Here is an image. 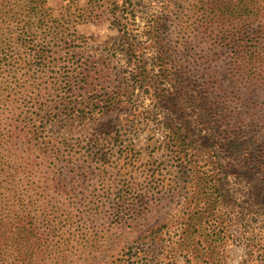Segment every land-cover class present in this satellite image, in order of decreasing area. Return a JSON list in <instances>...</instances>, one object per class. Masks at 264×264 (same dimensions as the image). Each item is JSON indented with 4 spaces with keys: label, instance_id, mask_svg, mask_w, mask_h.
<instances>
[{
    "label": "trees",
    "instance_id": "1",
    "mask_svg": "<svg viewBox=\"0 0 264 264\" xmlns=\"http://www.w3.org/2000/svg\"><path fill=\"white\" fill-rule=\"evenodd\" d=\"M167 1L138 37L131 29V2L111 0L117 34L99 46L102 50L91 51L82 46L77 30L76 19L91 16L79 0L56 8L49 0H0L2 64L25 76L16 81L22 103L0 118V264H67L72 242H61L67 232L62 223L77 203L62 184L76 181L87 168L101 174L109 164L131 166L138 143L153 153L168 152L173 176L163 187L156 177L163 176V167L152 169L151 190L166 188L168 195L161 198L162 219L141 231L139 239L158 251L137 246L124 254L128 259L137 254L159 264L182 259L185 264H227V247L236 238L233 226L246 230L253 205L264 207V127L255 133L261 120L235 89L218 83L213 69L199 80V71L186 70V58L170 59L182 51L186 56L192 34L189 27L178 29L171 15L183 10L175 0ZM263 2L205 0L200 5L203 19L195 27L230 53L231 72L260 76ZM114 112L128 119L77 143L46 135L61 116L90 122ZM17 140L31 149L29 156L14 149ZM117 175L116 191L109 186L105 193L114 209L123 207L129 195L123 175ZM241 176L251 183L255 201L233 190L232 180Z\"/></svg>",
    "mask_w": 264,
    "mask_h": 264
},
{
    "label": "rangeland",
    "instance_id": "2",
    "mask_svg": "<svg viewBox=\"0 0 264 264\" xmlns=\"http://www.w3.org/2000/svg\"><path fill=\"white\" fill-rule=\"evenodd\" d=\"M68 1L49 0V4L56 8L60 3L65 4ZM129 1L132 9V15L129 17L133 23L131 29L138 37L142 36L147 23L162 14L163 7L168 4L167 0ZM204 2L205 0L174 1L181 7L184 15L176 16L173 13L171 16L177 17L178 29L182 27V31H185L189 27L187 33H191L192 37L189 48L185 51L186 56L183 57L182 51L171 54L170 59L179 61L186 58L184 62L186 70L199 71L200 73L195 74V78L199 80H204V71L213 69L218 83L235 89L243 100L249 103V109H254L253 113L261 120L255 133L260 135V129L264 127V65L260 67V70L258 68L260 76L256 77L245 72L244 74L231 72L228 68L231 61L230 53L225 52L220 45L216 46L207 37L199 35L200 32L195 27L203 19L200 5ZM110 3L111 0H79L78 2L79 6L87 7L91 14L87 18L76 19L77 30L82 35V46L88 50H102L101 47L105 42L117 34L112 25ZM170 7L173 5L170 4ZM81 19L85 20L81 21ZM171 29L174 31V28ZM260 51L264 54V43ZM1 58L0 50V118H6L17 103H22L17 100L18 96L15 93L16 81H23L25 76L23 73H15L14 68L9 65L2 64L4 60ZM148 104L149 101L145 100L146 107ZM125 119L128 117L122 112L110 113L90 122L77 117L61 116L49 125L46 135L52 140L61 143L67 140L69 144H73L78 140L90 138L104 127H118L119 121ZM142 127L140 126V129ZM141 131L139 130L138 133L140 134ZM248 131H250L248 135L251 136L252 129L249 128ZM17 142L18 145L14 149L29 156L31 149L20 140ZM136 150L137 161H134L131 166L123 162L119 165L109 164L101 169V174L98 169L87 168L76 177V181H66L62 184L67 185L69 195L74 198L72 201L77 203L70 212L64 213L65 222L62 223L66 225L67 232L61 237V242H72V249L65 258L67 264H159L152 258L139 259L135 256L137 254H133V257L128 259L124 254L130 249L134 252L137 246L147 251L155 247L148 240L139 239L141 231L154 227L162 219L163 216L159 213L161 198L168 195L166 188L156 193L151 190L155 184L152 169L155 168L158 171L159 164L163 167V176L156 177L162 182L163 187H167L165 184H168L173 176V168L170 167L172 161L168 152L158 150L153 153L147 144L143 146L138 143ZM152 154L149 165L145 168ZM34 156L31 155L30 159L32 160ZM118 172L123 175L122 179L127 185L129 195L123 207L114 209L108 205L105 193L109 186L116 191V180L120 177L117 175ZM240 178L232 180L233 190L242 199L255 201L257 194L251 183L242 176ZM43 182L46 183V178ZM61 196L63 201L68 203V196L64 194ZM142 211L144 214L140 213ZM247 218L246 230L243 225L233 226L236 238L227 247L229 255L227 264H238L242 260H246V264H264V207L253 205ZM154 251H158V248L155 247ZM179 264H185L184 260L182 259Z\"/></svg>",
    "mask_w": 264,
    "mask_h": 264
}]
</instances>
